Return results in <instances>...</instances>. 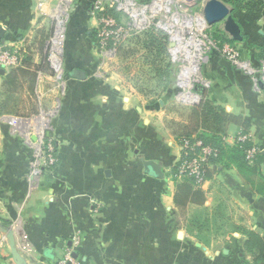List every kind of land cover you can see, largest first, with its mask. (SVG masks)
Returning a JSON list of instances; mask_svg holds the SVG:
<instances>
[{"label": "crops", "instance_id": "obj_1", "mask_svg": "<svg viewBox=\"0 0 264 264\" xmlns=\"http://www.w3.org/2000/svg\"><path fill=\"white\" fill-rule=\"evenodd\" d=\"M221 1L234 9L243 34L248 29L249 38L264 36L256 28L264 23V0ZM93 2L73 3L89 8L83 19L76 18L88 36L89 27L97 25ZM58 3L0 0V40L17 45L19 38L33 37L45 19L60 16ZM74 17L70 14L72 24L65 34L62 94L58 84L44 89L57 105L51 121L21 118L26 122L15 127L12 103L0 100V225L12 228L23 256L31 264H55L71 250L76 264H239L258 250L259 255L264 251V76L257 79L263 68L253 57L255 49L244 51L258 70L233 65L231 80L219 61L209 77L223 72L225 82L214 80L208 90L217 104L249 121L253 142L261 150L252 163L256 175L243 173L230 160L221 164L203 186L193 185L204 192V200L183 207L179 224L172 219L175 195L185 179L171 180L181 148L169 135H160L165 132L160 118L164 103L143 104L146 96L110 77L107 54L94 49L91 39L81 42L82 27L74 26ZM32 61L39 69L28 68L37 74L29 92L40 98L38 88L47 71L42 59ZM73 69L83 70L85 79L72 77ZM8 72L0 71V99L2 76ZM37 129L53 141L58 163L33 178ZM227 132L226 141L233 145L237 126L230 125ZM148 159L161 164L163 179L145 173L143 161ZM25 241L30 249L22 247ZM0 264H16L3 232Z\"/></svg>", "mask_w": 264, "mask_h": 264}, {"label": "rangeland", "instance_id": "obj_2", "mask_svg": "<svg viewBox=\"0 0 264 264\" xmlns=\"http://www.w3.org/2000/svg\"><path fill=\"white\" fill-rule=\"evenodd\" d=\"M106 1L108 4L105 5L103 12L114 14L120 26L127 30L126 33H123L116 50L112 48V51L110 50L111 54L105 52L107 54L105 59L110 64L109 76L121 79L125 88L132 85L141 96H146L143 104L153 100L156 102L155 104L158 103V107H161L159 101L161 100L164 103L163 107L160 108L163 111V117L160 118L164 126L163 129H165L164 135L163 133L160 134L162 137H168L169 135L173 141L180 144L183 137L186 136L184 133L186 132L185 126L189 125L192 126L191 129H195V126L191 123L194 121L193 113L196 106L202 102L207 104L205 107L207 111L211 106L217 109L219 104H217L208 89L214 85V80L220 83L226 77L222 72V75L218 76V74L216 78H210L209 73H211L210 69L218 65L222 58L227 59L229 55L226 52L227 48H232L237 53L239 65L248 69L253 68L256 70L259 68L258 63L251 60L252 55H248L244 50L248 49L250 45H255L264 52V36L257 34L254 38H249L250 33L246 29L242 41L233 40L231 35L225 31L223 22L213 25L206 23L204 29H201L197 18L198 16L204 18L205 0ZM94 4L95 0L93 7ZM83 7L85 10H89L87 6ZM81 8H76V4L74 6L71 4L59 20L57 15L53 19H45L33 34V37H24L26 38L23 43L26 50L24 59L29 58L33 62V59L39 58L41 62L43 55H45L47 64L44 63L42 66L44 69H46V66L49 67V73L47 72V76L42 75L41 80L43 81L41 86L38 85L40 86L38 89L41 91L39 92L40 98L29 92V87L33 82L32 71L27 70V72H31L30 74L18 72L11 73V76H2L3 86L1 88L4 91L0 100L6 98L12 103V110L9 112L11 115L40 122L42 120L46 122V118L49 119V122L51 121L57 105L53 100V95L52 97L44 95V89L52 86V84H58L59 95L62 94L61 84L63 85V79L67 75L63 60L65 34L68 26L70 27L72 24L73 16H75L74 21L76 22L74 26H83L81 22L76 21V18H80V20L84 18L85 10ZM70 14L72 18L69 21ZM136 14L139 15V19H137ZM94 17L99 16L96 13ZM247 24L248 22H243V25L246 26ZM98 26L99 21L97 20L96 27H89L90 36L86 34L82 27L83 40L81 42H89V39H91L92 47L98 49ZM58 28L64 30L60 56L63 64L60 70L51 68L50 58L52 51L50 39L53 38ZM256 28L264 32V23ZM59 46L61 47V44ZM106 54L104 55L106 56ZM260 62L264 70V62ZM263 70L257 72V79L261 80L260 78L264 76ZM1 82L2 79L0 78ZM156 120L158 121L159 118H156ZM25 122L20 121V125ZM211 125L214 126V123L209 124L205 117L202 118L201 128L212 130V128H208ZM201 132L200 130L199 133ZM142 157L144 158V156ZM252 175L255 176L256 172ZM171 180L178 181L172 175ZM257 185L258 183L255 186ZM175 210L172 219L177 220L179 224H183V207L176 204ZM255 239L258 240V238ZM187 249L194 250L195 248L188 247ZM258 253L259 250L251 258L240 259L239 264H264L263 261H255Z\"/></svg>", "mask_w": 264, "mask_h": 264}, {"label": "built area", "instance_id": "obj_3", "mask_svg": "<svg viewBox=\"0 0 264 264\" xmlns=\"http://www.w3.org/2000/svg\"><path fill=\"white\" fill-rule=\"evenodd\" d=\"M74 3V0H59L58 9L65 8V11ZM106 0H95L94 7L92 9V15L99 17V26L97 29V40H98V50L104 54L110 53L111 49L116 50L123 33L127 30L123 29L118 23L117 18L114 14H107L103 12L105 5H107ZM110 5V4H109ZM122 5V4H121ZM41 6V4H39ZM64 11V13H65ZM63 15V14H62ZM62 15L57 16L58 20ZM138 14H136L137 19ZM63 28H58L55 32L53 38L50 39L52 43L51 51V62L52 67L58 70L61 69L63 61L61 59V49L63 47ZM61 33V47L59 50L56 47V39ZM19 43L17 45L8 44L5 41L0 40V71H7L9 69L17 68L23 65L26 50L24 48V38H19ZM109 47V49H108ZM111 50V51H110ZM110 51V52H108ZM106 52V53H105ZM226 52L228 55L227 59L230 60L233 65H239L237 60V53L232 48H227ZM60 57V64L55 62V57ZM21 118H13L12 123L15 127L20 124ZM36 134L39 136L35 143V156L34 165L32 170V177L38 178L41 176L45 170L52 169L58 163V156L56 153L55 145L51 139L46 140L43 138V132L36 130ZM29 136V135H28ZM226 140V137L224 138ZM235 143H249L250 146L245 148L246 159L252 164L256 156L261 151L259 146L253 142L252 135L250 131L244 128H239L234 135ZM181 157L177 165L174 167L172 172V177L177 180L190 179L196 188H200L208 180L207 171L213 166V159L218 156V149L214 146L205 143V141L198 136L193 135L192 137H184L180 142ZM25 239H27L25 237ZM25 250L30 249L29 243L25 241L22 246ZM55 264H76V259L73 257L71 250H67L65 255L59 259Z\"/></svg>", "mask_w": 264, "mask_h": 264}, {"label": "trees", "instance_id": "obj_4", "mask_svg": "<svg viewBox=\"0 0 264 264\" xmlns=\"http://www.w3.org/2000/svg\"><path fill=\"white\" fill-rule=\"evenodd\" d=\"M250 48L255 49L256 52H254L253 57L258 62H260L261 59H263L264 57L262 49L255 45H250ZM42 60H43L42 63L47 64V58L45 55H43ZM20 67H26V68H20ZM20 67L9 70L8 76H11V73L15 74L18 72L30 74L31 72H27L28 68L29 69L32 68L34 71H37L39 69L37 65H35L33 62L29 60V58L24 59L23 65ZM44 70L48 72L49 67L46 66V69ZM31 75L33 76L32 77L33 80L37 76L36 72H34V74ZM202 104L203 103L201 102L198 106H196V110L193 113L194 121L191 124L195 126V129H191L192 126L186 125L185 126L186 132L184 133L186 135L185 137H192L195 134V132H197L196 136H198V138L203 139L205 143L210 144L218 149L219 151L218 156L212 160L213 166L211 169L207 171V177L209 178L214 170H216L221 164L227 163L228 160L232 161L233 163H236V165L243 173L253 176L252 174L255 172V168L253 164H250L249 161L246 159V154H245V148L250 146V144L235 143L233 145H230L224 139L228 133L227 131L230 125H236L237 130L242 127L245 130L249 131V126H250L249 121L243 115H239L227 111L221 105L217 106V109H214L213 106H211V108H209L207 111L205 109L207 104L206 103L203 105ZM204 117L205 120L209 122V124L214 123V126L213 125L208 126V128H212V130L201 128L202 118ZM200 130L202 131L201 133H199ZM177 187L178 189L175 195V203L178 206L185 207L188 203H193V202L195 203L204 200V192L201 189L198 190L194 189L192 180L190 179H185L184 181L179 182ZM255 261L264 262V251H262L255 258Z\"/></svg>", "mask_w": 264, "mask_h": 264}, {"label": "water", "instance_id": "obj_5", "mask_svg": "<svg viewBox=\"0 0 264 264\" xmlns=\"http://www.w3.org/2000/svg\"><path fill=\"white\" fill-rule=\"evenodd\" d=\"M203 16L208 25H213L218 22L224 23V29L227 33H229L233 40L242 41L243 33L242 28L239 22L236 20L234 16V9L228 6L226 3L221 0H205V7ZM220 64L224 66L227 70V75L231 80H234V66L233 63L226 59L222 58L220 60ZM70 75L76 79H85L86 74L83 70L74 69L70 72ZM259 84L262 86L263 82L260 81ZM50 133H48L49 135ZM144 171L147 175L152 176L154 178L163 179L165 177V173L162 169L160 163L155 160L148 159L143 161ZM107 175H110V170H107ZM0 232H3L8 239V243L11 249L13 260L16 264H31L28 259L23 256L20 252L19 247L17 245V241L15 238L14 231L12 228L4 227L0 225ZM71 246V242H69ZM64 244H59L60 248H63ZM48 257H53V255L48 254ZM73 257H77V254L74 253ZM37 264V263H32Z\"/></svg>", "mask_w": 264, "mask_h": 264}, {"label": "bare ground", "instance_id": "obj_6", "mask_svg": "<svg viewBox=\"0 0 264 264\" xmlns=\"http://www.w3.org/2000/svg\"><path fill=\"white\" fill-rule=\"evenodd\" d=\"M64 11H65V8H60V13H61L60 15L64 14ZM197 21L199 22L200 28L204 29V27L206 26L205 19L203 17L199 18V16H198ZM59 40H61V33H59V36L56 39V46H57V44L59 46V44L61 43ZM58 46H57V49H58ZM54 59H55V62L59 65L60 64V57L57 56ZM191 97H194V96H191Z\"/></svg>", "mask_w": 264, "mask_h": 264}]
</instances>
